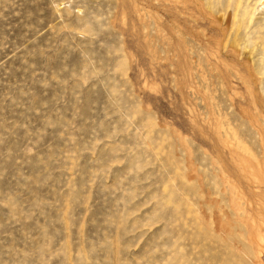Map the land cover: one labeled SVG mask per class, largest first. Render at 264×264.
I'll list each match as a JSON object with an SVG mask.
<instances>
[{"label":"rangeland","instance_id":"374dc122","mask_svg":"<svg viewBox=\"0 0 264 264\" xmlns=\"http://www.w3.org/2000/svg\"><path fill=\"white\" fill-rule=\"evenodd\" d=\"M263 21L0 0V264H264Z\"/></svg>","mask_w":264,"mask_h":264},{"label":"bare ground","instance_id":"6f19581e","mask_svg":"<svg viewBox=\"0 0 264 264\" xmlns=\"http://www.w3.org/2000/svg\"><path fill=\"white\" fill-rule=\"evenodd\" d=\"M262 5H263V3H262ZM237 25H238V27H239V25H241V26H244V24H242V22H238L237 23ZM259 27H263L262 29H261V31H258V33L256 34L257 35V39L261 42V46L262 47H264V21H263V23L262 24H260L257 28H259ZM241 29H242V27H239V31H240V34H241ZM237 33V32H236ZM237 35V34H236ZM237 47H235L234 49H236ZM256 82H257V79L255 80ZM264 81V80H263ZM264 124V123H263ZM264 126V125H263ZM264 134V133H263ZM225 135H227V133L225 132ZM262 135V134H261ZM232 138H233V141L236 143L237 141H236V139L234 138V136H232ZM238 144V143H237Z\"/></svg>","mask_w":264,"mask_h":264}]
</instances>
